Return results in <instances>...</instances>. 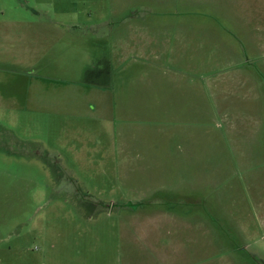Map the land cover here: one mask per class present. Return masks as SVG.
<instances>
[{
  "label": "rangeland",
  "instance_id": "obj_1",
  "mask_svg": "<svg viewBox=\"0 0 264 264\" xmlns=\"http://www.w3.org/2000/svg\"><path fill=\"white\" fill-rule=\"evenodd\" d=\"M29 6L42 11L41 17ZM197 6L149 0H0V264H227L220 262L215 246L200 254L201 233L180 231L176 216L154 211L159 205L135 210L128 198L135 189L144 191L147 182L127 174L136 163L128 167L120 161L118 117L112 120L109 74L122 56L141 53L126 48L132 43L129 35L134 33L139 46L151 28L216 31L187 16L169 22L157 16L165 7L190 11ZM48 16L66 25L101 21L104 29L51 26L48 41L34 44L32 25L19 21ZM251 114L252 119L255 105ZM229 121H221L220 139L226 154L238 158L240 150L232 144L238 132L231 136ZM238 122L237 127L254 132L251 120ZM236 147L253 149L252 143ZM130 151L136 154V148ZM154 183L173 184V179ZM250 191L245 182L246 197ZM250 254L237 264H262Z\"/></svg>",
  "mask_w": 264,
  "mask_h": 264
},
{
  "label": "crops",
  "instance_id": "obj_2",
  "mask_svg": "<svg viewBox=\"0 0 264 264\" xmlns=\"http://www.w3.org/2000/svg\"><path fill=\"white\" fill-rule=\"evenodd\" d=\"M149 1L198 5L190 11L165 7L157 16L168 22L187 16L216 31L151 28L155 30L142 34L139 46L133 42L134 33L129 35L132 43L126 48L141 53L122 56L109 74L120 161L128 167L136 163L135 171L127 174L147 182L144 191L135 189L128 199L135 210L159 205L154 211L176 216L180 231L201 233L200 254L215 246L220 262L237 264L247 261L249 251L264 264V0H197L195 5L194 0ZM27 8L41 17L42 11ZM149 10L153 12V7ZM19 22L32 25L28 29L37 45L51 37V26L71 25L83 32L104 29L101 21L66 25L49 16ZM126 27L132 30L131 25ZM156 30H161L158 36ZM224 118L230 120L231 136L238 132L241 138L232 140L236 152L240 150L238 158L227 155L221 142ZM240 120H251L254 132L237 127ZM145 122L155 126H141ZM242 142L252 143L253 149L236 147ZM130 148H136L133 156ZM188 151L194 153L186 157ZM158 179H173V184H155ZM245 182L251 187L249 197L243 192Z\"/></svg>",
  "mask_w": 264,
  "mask_h": 264
}]
</instances>
